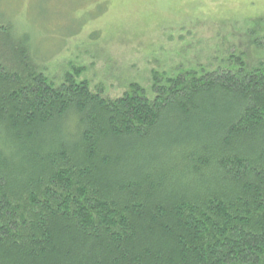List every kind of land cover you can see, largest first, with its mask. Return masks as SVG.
I'll use <instances>...</instances> for the list:
<instances>
[{"label": "trees", "instance_id": "1", "mask_svg": "<svg viewBox=\"0 0 264 264\" xmlns=\"http://www.w3.org/2000/svg\"><path fill=\"white\" fill-rule=\"evenodd\" d=\"M18 18L0 17V264H264V36L108 98L47 75Z\"/></svg>", "mask_w": 264, "mask_h": 264}, {"label": "rangeland", "instance_id": "2", "mask_svg": "<svg viewBox=\"0 0 264 264\" xmlns=\"http://www.w3.org/2000/svg\"><path fill=\"white\" fill-rule=\"evenodd\" d=\"M15 14L47 75L81 69L108 98L225 66L244 34L264 36V0H0L1 18Z\"/></svg>", "mask_w": 264, "mask_h": 264}]
</instances>
